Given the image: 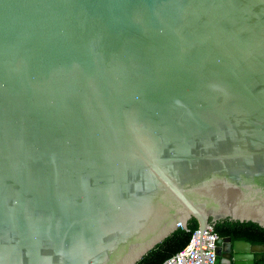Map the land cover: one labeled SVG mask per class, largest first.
Returning <instances> with one entry per match:
<instances>
[{
	"label": "water",
	"instance_id": "95a60500",
	"mask_svg": "<svg viewBox=\"0 0 264 264\" xmlns=\"http://www.w3.org/2000/svg\"><path fill=\"white\" fill-rule=\"evenodd\" d=\"M224 221L264 228V0H0V264H136Z\"/></svg>",
	"mask_w": 264,
	"mask_h": 264
},
{
	"label": "trees",
	"instance_id": "16d2710c",
	"mask_svg": "<svg viewBox=\"0 0 264 264\" xmlns=\"http://www.w3.org/2000/svg\"><path fill=\"white\" fill-rule=\"evenodd\" d=\"M196 228L174 231L136 264H161L165 259L175 254L188 243L193 230ZM213 231L222 238L228 237L232 240L244 239L252 243L264 245V228L260 226L245 222L224 221L216 223L213 226ZM258 256L259 260L257 263L264 264V252L258 253Z\"/></svg>",
	"mask_w": 264,
	"mask_h": 264
},
{
	"label": "built area",
	"instance_id": "2783aa9c",
	"mask_svg": "<svg viewBox=\"0 0 264 264\" xmlns=\"http://www.w3.org/2000/svg\"><path fill=\"white\" fill-rule=\"evenodd\" d=\"M219 236L212 227L193 230L188 243L161 264H221L216 254Z\"/></svg>",
	"mask_w": 264,
	"mask_h": 264
},
{
	"label": "flooded vegetation",
	"instance_id": "af4514ba",
	"mask_svg": "<svg viewBox=\"0 0 264 264\" xmlns=\"http://www.w3.org/2000/svg\"><path fill=\"white\" fill-rule=\"evenodd\" d=\"M225 238H228V237H225Z\"/></svg>",
	"mask_w": 264,
	"mask_h": 264
}]
</instances>
